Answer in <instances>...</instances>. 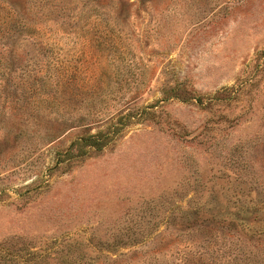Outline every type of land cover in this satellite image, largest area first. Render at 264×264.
<instances>
[{
    "label": "rangeland",
    "instance_id": "obj_1",
    "mask_svg": "<svg viewBox=\"0 0 264 264\" xmlns=\"http://www.w3.org/2000/svg\"><path fill=\"white\" fill-rule=\"evenodd\" d=\"M58 75L63 107L46 98ZM176 84L206 108L161 101ZM131 96L160 98L155 123L58 165ZM21 112L52 135H7ZM189 205L264 231V0H0V255L58 239L92 264H234L249 250L264 264V238L169 237L170 211Z\"/></svg>",
    "mask_w": 264,
    "mask_h": 264
},
{
    "label": "trees",
    "instance_id": "obj_2",
    "mask_svg": "<svg viewBox=\"0 0 264 264\" xmlns=\"http://www.w3.org/2000/svg\"><path fill=\"white\" fill-rule=\"evenodd\" d=\"M104 32H102L100 36V45H105L107 43ZM98 58L100 59L101 57ZM93 63H99V61ZM90 78H92L95 83L98 80L101 81L102 79L100 75L95 73L90 74L89 79ZM62 79L61 75L53 76V80L51 82L53 85V91L58 97H55L54 94H49L46 97L51 100V105L55 107L64 106V98L59 97V94H64V92H61L60 90V87L63 84ZM45 85L48 87V82ZM90 91L91 90H87V92ZM111 93L112 92L110 91L108 95H111ZM81 94H86V91ZM195 98L197 105L201 107L204 106V108H206V106L203 105V101L197 96H194L190 90L188 91L179 88L178 84H176L163 92L161 101L175 99L189 103ZM214 100L215 98H211L208 103L210 104ZM159 103L160 98L147 106L140 107L135 103V96H131L124 101L122 109L117 112V114L112 116L115 118L114 120H112V117L110 116L111 118L107 120L108 123H106L103 128H95L94 132H91L92 129L89 128L84 129L83 133L77 136L64 150L58 153L56 162L58 165H70L75 160L87 158L92 153L101 152L115 142L120 133L130 124L144 121H151L155 123L159 117L155 108H157ZM7 116L9 115L5 114L6 120ZM12 119L13 120L6 121V126L7 123L9 126L6 134L12 135L13 139H16L18 136H28L29 131L26 128L28 125H34L36 127L35 132L40 135L43 133L45 137L51 136L54 131L53 126L55 123H53L50 119L48 120L44 116H35L33 114L21 112V114H15ZM39 125H44L45 128L40 130L41 128L37 127ZM217 213L219 212L215 209L211 210V208H206L202 205H189V207L185 209L179 208L177 217L174 216V212L170 211V220H166V223L169 221L173 222L176 219L180 221L176 222L175 232L174 234H170L169 237H175V241L178 242L181 241L180 237L182 235L194 236V233L198 232V235L203 237L213 236L218 233H220L221 236L229 234L237 237L242 235L245 239L251 242L254 240L259 241L264 238L263 230L257 228L255 229L253 227L250 228L247 226L248 224H239L234 219L228 218V216H219ZM60 241L61 240L54 239L49 247L34 248V250H24L22 247L17 250L5 248L2 250V255H0L1 264H92L89 261H82V253L73 251V249H77L76 245H71L66 242L67 244H65V246H67L68 249L59 250V248L63 245V242L61 243ZM8 245H12V242L8 243ZM115 247H118V244H116ZM58 250L60 251V254H52L53 251ZM256 255L257 254L254 251H243L241 254L236 255L232 261H235L234 264H256ZM110 264H121V257L119 258L116 256L110 261Z\"/></svg>",
    "mask_w": 264,
    "mask_h": 264
}]
</instances>
